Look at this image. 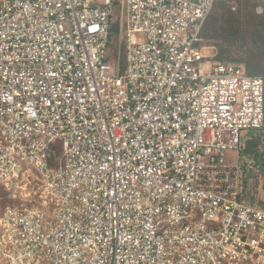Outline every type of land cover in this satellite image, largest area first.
<instances>
[{
  "label": "built area",
  "instance_id": "1",
  "mask_svg": "<svg viewBox=\"0 0 264 264\" xmlns=\"http://www.w3.org/2000/svg\"><path fill=\"white\" fill-rule=\"evenodd\" d=\"M218 1L0 0V187L43 199L0 204V264H264V77L205 46Z\"/></svg>",
  "mask_w": 264,
  "mask_h": 264
},
{
  "label": "trees",
  "instance_id": "2",
  "mask_svg": "<svg viewBox=\"0 0 264 264\" xmlns=\"http://www.w3.org/2000/svg\"><path fill=\"white\" fill-rule=\"evenodd\" d=\"M257 4L258 0H246L241 9L234 11L228 1H218L204 23L202 36L204 44L208 40L216 50L217 60L239 63L247 73L261 75L264 72V15L256 13ZM261 144V137L254 136L244 152L256 158L261 156L264 165V149L259 152Z\"/></svg>",
  "mask_w": 264,
  "mask_h": 264
},
{
  "label": "rangeland",
  "instance_id": "3",
  "mask_svg": "<svg viewBox=\"0 0 264 264\" xmlns=\"http://www.w3.org/2000/svg\"><path fill=\"white\" fill-rule=\"evenodd\" d=\"M228 3L232 6V9L235 11L241 9L245 4L246 0H229ZM119 14L120 9L117 8L113 13V26L111 32L113 33V45L110 47L109 50V57L110 59H114L117 56V41H118V33H117V23H119ZM141 38V36H140ZM212 42V41H211ZM206 46L210 47V52H215L216 50L211 45L210 41H205ZM206 53V52H205ZM127 62H126V52H125V46L122 47V53H121V69L122 71H125ZM264 77V72L261 74ZM264 135L261 130L254 131H243L242 132V138H248L250 136H261ZM264 147V142L262 144ZM243 153L240 154L241 161L243 160ZM260 159L262 161V157L260 156ZM236 153L235 151H227L226 152V161L229 164H234L236 162ZM262 173H264V168H259ZM254 177V180L256 179L255 175H252ZM31 179V178H30ZM0 204L2 205H9V206H15L20 208H38L43 206V199L41 197V192L39 191L37 185L32 182L28 183L26 180L21 181L12 187L9 188H3L0 187Z\"/></svg>",
  "mask_w": 264,
  "mask_h": 264
}]
</instances>
